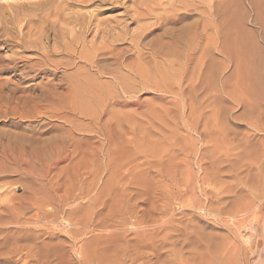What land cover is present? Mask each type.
Segmentation results:
<instances>
[{
	"label": "rangeland",
	"instance_id": "rangeland-1",
	"mask_svg": "<svg viewBox=\"0 0 264 264\" xmlns=\"http://www.w3.org/2000/svg\"><path fill=\"white\" fill-rule=\"evenodd\" d=\"M140 1L117 0L114 10L112 4L95 10L76 3V0H0V8L4 7L8 13L21 10L23 14L27 9L29 13L26 16L22 14L21 34L32 45L35 40H42L40 43L48 46L44 51L50 56L51 50L60 45L55 42V29L63 28L68 39L72 40L76 35H83L84 28L86 43L95 41L94 37L99 41L101 38L102 42V38L107 36L102 30H105L108 19L116 18L121 27L127 25L128 33L136 31L135 27L141 24L132 20V14L136 15L137 10L142 14L144 7ZM148 1H153L151 5L170 2ZM214 1L216 4L219 2ZM240 2L243 4L240 11L243 10L245 15L241 17L238 11L235 17L243 18V26L248 28L245 27V32L248 35L250 31L251 35H248L250 38L244 36L241 44L236 39L237 45L230 46L232 49L228 54L233 60L228 63L226 75L231 71L234 77L228 83L232 90L227 86L229 89L225 95L216 89L209 98L206 96L208 90L201 89L194 97L190 83L162 84L153 80L151 83L135 81L130 85L128 79V84H123L127 80L121 83L125 87L123 92V85L119 88L111 73L120 71L126 75L123 69L128 67V63L129 66L134 63L135 52L126 40L112 43L115 47L108 44V48L115 49L112 54L109 52L111 55L107 54L109 49L94 57L101 60L99 64L97 62L98 69L105 64L99 70L104 74L99 77L102 82L97 79L103 89L107 88L104 93L102 88L99 91L100 98H97L101 101L96 97L92 99L97 103L90 99L87 107L92 111L87 114L81 108L79 111L76 103L64 112L56 109L64 91L54 89V83L63 80L62 71H58L55 82V77H52L55 70L52 69L53 72L47 76L32 80L35 75L32 67L35 65L38 69L46 59L31 44L25 46L29 49L18 58L19 76H2L3 79L11 78V88L17 86L27 91L18 92L16 100L11 103L18 111L10 108L0 113L1 116L3 114V119H0V150L4 151L1 156L5 158L8 155L4 161L3 157L1 159L5 172L0 186L5 187L0 188V264H252L264 260V0L262 17L251 11L247 0ZM164 3L161 5L167 6ZM233 4L238 5L232 0V9L237 7ZM42 9L48 10L45 15L49 10L50 14L53 13L49 14L50 17L46 15L48 19L43 18L45 15L37 21L34 17L32 19V10ZM58 10L63 14H56ZM102 10L104 14L100 15L98 11ZM159 11L158 14L163 13ZM81 14L86 18L92 17L87 20L92 24L81 25L80 29L78 20ZM57 16L69 26L59 27ZM83 16L81 18H85ZM198 18L202 20L205 17L196 16L195 19ZM214 19L218 25L220 19L222 21L218 16ZM97 21L101 26L104 24L99 38L97 29H93ZM148 22L154 25L156 20L153 17ZM72 28L76 30H72L73 33L70 32ZM258 41L260 44L257 45ZM73 47L71 51L78 54L71 52V62L73 64L75 60L79 64L74 61L68 77L76 81L86 71L83 61H80L83 48L76 44ZM16 50L18 53L23 51L20 48ZM220 51L217 59L223 61L224 55ZM8 54L5 56H13ZM101 54L107 56L104 58L99 56ZM102 60H106L105 63ZM122 60L123 63L120 62ZM143 62L149 68L152 66L148 58ZM239 67L242 74H237ZM90 72L97 74V70ZM223 76L221 73L216 75V81L223 83ZM21 78L24 81L19 83ZM249 84L255 89L252 95L245 92V88H250ZM43 92L53 97L49 96L50 102L40 98ZM29 95L32 98H28ZM26 105L32 111L28 112L30 109L27 110ZM19 109L23 117L18 115ZM7 142L16 149L13 147L11 150ZM17 149L19 152L15 151Z\"/></svg>",
	"mask_w": 264,
	"mask_h": 264
},
{
	"label": "bare ground",
	"instance_id": "bare-ground-1",
	"mask_svg": "<svg viewBox=\"0 0 264 264\" xmlns=\"http://www.w3.org/2000/svg\"><path fill=\"white\" fill-rule=\"evenodd\" d=\"M48 1V0H47ZM128 1V0H127ZM152 1V0H151ZM155 1V0H154ZM162 1V0H161ZM231 1L232 0H219V2L216 4V2L214 0H173L167 4L166 2V5H161L163 4L161 2V4H156V7L154 8V4L151 5L152 2L148 3L149 1L148 0H141L139 3L141 6L144 7L143 9V12L142 14L140 13H137L135 10H133V12L135 11L136 12V15L134 16L132 14V20L136 23H140L141 25L140 26H137L135 27V29L137 28L136 31H133L130 30L131 32L128 33V31L126 30V26H124L126 23V21L124 22L125 24L122 26L124 27H121L120 25V22L119 20H117L116 18H114L113 20H109L107 22H105L106 24V27H105V30H102L104 31V34H106L107 36L109 35L110 39L107 38V36L105 38H102V42H101V38H100V41L99 39H95V41H90L89 46L88 44L86 43V39H84V34L86 32H84V28H83V35H80V36H77L74 38H72V40L70 41L68 39V36H67V31H63V28L61 26H65V20L62 18V19H59V17L57 19V21H59L60 23V26L62 28V30H56L55 29V35H54V38H55V42L56 43H59L60 45H58L59 47H55V49L53 48L52 51V55L48 56L47 54L49 53H45L44 49L47 47H44L41 45V41L38 42L37 40H35L34 42V45H32L31 41L27 40L26 36L22 35L21 34V26H20V23L22 21V12L21 10H17V8H15V10L17 11H13L12 13H8V10H4V7L0 8V113H4L3 111H6L7 109L10 110L13 109L12 111H18L17 107L15 106H11V103H13L15 100H16V94L20 91H27L25 89H21L17 86H15L14 88H11V78L7 79H3L2 76L3 74H11L12 78H17L19 75L17 74L20 70V66H19V59L21 57V54H24L25 50L27 49V47H25L26 45L28 44H31L32 48H37L39 50V52H41V56L43 58H45L46 60L43 61L44 63L38 67V69L35 68V65L32 67V72H35V75L32 77V80H36L38 79L39 77H41L42 75H46L48 73H52L53 71L52 70H55L54 72V76L52 77H55L54 79V82L57 81V77H58V71H62V75L60 74V76H62L63 80L60 82L58 81L57 84L54 83V89H62L64 91V94L61 95L60 97V100L59 99H56V101H60V106H58L56 109H60V110H64V109H68L70 106L73 108L75 103V107H79V111L82 109L84 111V114H87V112L90 113V111H92V109H89V107H87L89 105V102L90 101H96V99H99V91L101 90V84H99L98 80L101 81V79H99V77H101L102 75H104L100 70L101 67H103L102 65H105V64H102L100 66V68L98 69L96 66L97 65V62L98 61H101L100 59L99 60H96L94 57L97 56L99 53H103L107 50L110 49V47L108 48V46H114V45H111L112 43H115V42H124L126 40L129 41V44H131V49H132V52H135V59H134V63L133 65L129 66L130 63H128V67H125V69H123L124 71L127 72V74L123 75L120 73V71H113L111 73V77L113 76L114 78V82L115 84L117 83V85H119V88L120 86H122L123 84H128V80L130 81V85L131 83L133 84V82L135 81H141V82H150V81H158V82H161L162 84L163 83H166V84H169L168 82H171V83H175V85H180L183 83L186 82V83H190V87H191V91L193 92V96L194 97H197L198 95V92L203 89L204 91H207L208 90V93H207V97L210 98L212 92L216 89H220V93L221 95H225L227 94V89H229L227 86L228 83H230L229 79H231V77L233 76L229 71V73L231 74V76L229 75H226V72L229 68V65L228 63L229 62H232L228 52L229 50H231L232 48H230L231 45H237L236 44V39L240 40V44H241V40L244 38V36H246V38H250L248 35L251 33H249L250 31L247 30L248 32V35L247 33L245 32V27L243 26V18L240 19V18H236L235 16H238L237 13H239L238 11H240V7L243 5L242 2H240V0H235L238 5H235L233 4L234 6H237V7H233V9L231 8ZM244 1V0H243ZM249 2V6L251 7V11H253L255 14H257L259 17H262V14H263V7H262V3H263V0H247ZM32 2V0H31ZM34 2V1H33ZM46 2V1H45ZM75 2V1H74ZM135 2V0H134ZM157 2V0H156ZM247 2V3H248ZM30 3V1H29ZM53 3V2H52ZM68 3V2H67ZM76 3L78 4H81V5H85L86 7H94L95 10H100L101 7H103L105 4H112L114 5L115 7L112 8V10L116 9L117 6H116V3H117V0H76ZM164 3V4H165ZM51 4V3H50ZM55 4V3H54ZM63 4V3H62ZM61 4V5H62ZM65 4V3H64ZM63 4V5H64ZM120 4H121V1H120ZM119 4V5H120ZM124 3H122L123 5ZM136 4V3H135ZM58 5V4H57ZM60 5V4H59ZM69 5V4H68ZM73 5V3H72ZM139 5V4H138ZM29 6V5H28ZM33 6V5H32ZM31 6V7H32ZM77 6V5H76ZM79 6V5H78ZM84 6V7H85ZM125 6V5H124ZM137 6V5H136ZM38 7V6H37ZM36 7V8H37ZM44 7V6H43ZM46 7V6H45ZM58 7V6H57ZM141 7V8H143ZM19 8V6H18ZM22 8V7H21ZM59 8V7H58ZM57 8V9H58ZM61 8V6H60ZM59 8V9H60ZM93 8V9H94ZM248 8V7H247ZM25 9V8H24ZM29 9V8H28ZM38 9V8H37ZM46 9H49L48 7ZM46 9H42V11H34L32 10V13L33 15H35L34 13H36V17L31 15L32 16V19L34 17V19H37L40 18V17H43L45 15V13H47ZM67 9V8H66ZM91 9V8H90ZM88 9V10H90ZM233 10L234 12L230 11ZM30 10V9H29ZM44 10V11H43ZM54 10V9H53ZM61 10H64V8H62ZM94 10V11H95ZM108 10H111L110 8ZM162 11L163 13L161 14H158V11ZM24 11H26L25 16L27 15V13H29V11L27 12V9H25ZM39 11V12H38ZM52 11V10H51ZM59 11V10H58ZM141 11V10H140ZM159 11V12H160ZM11 12V10H10ZM97 12V11H96ZM132 12V11H131ZM157 12V13H156ZM241 12V17L242 15H245V14H242L243 10L240 11ZM246 12V11H245ZM247 12H248V9H247ZM53 13V11H52ZM51 13V14H52ZM62 13V11H59L58 13L56 14H60ZM65 13V12H64ZM95 13V12H94ZM93 13V14H94ZM98 13L101 15V14H104L103 10L100 12L98 11ZM244 13V12H243ZM23 14V15H24ZM50 10L48 12V15L47 17L49 16L50 17ZM63 14V13H62ZM79 14V13H78ZM77 14V15H78ZM91 15V16H94V15ZM45 15V17L43 18H47ZM71 15V14H70ZM82 15V14H81ZM89 15V14H87ZM86 15V16H87ZM205 17H203V16ZM239 15V17H240ZM249 15V14H248ZM30 16V17H31ZM62 16V15H61ZM64 16V15H63ZM62 16V17H63ZM80 16V15H79ZM83 16V15H82ZM81 16V17H82ZM90 16V15H89ZM87 16V17H89ZM98 16V14L96 15ZM196 16H201L202 18L204 19H195ZM220 17L222 18V21L220 19L219 21V25L218 23L215 21L214 17ZM54 16H52L53 18ZM78 20V22L80 24V29H81V25H86L87 23L90 25L92 24V21H88V19H91L92 17L90 18H81ZM154 17V20H156V23L154 25L150 24V22H148V20L150 18H153ZM235 17V18H234ZM250 17V16H249ZM68 18V17H67ZM94 18V17H93ZM42 19V18H41ZM48 19V18H47ZM119 19V18H118ZM237 19V21L235 20ZM248 19V18H247ZM260 19V18H258ZM264 19V18H263ZM31 19L29 18V21ZM45 20V19H43ZM42 20V21H43ZM50 20V18H49ZM53 19H51L50 21H52ZM56 20V19H54ZM73 20V19H72ZM71 20V21H72ZM94 20V19H93ZM95 20H97L95 18ZM201 20V22H200ZM253 20V19H252ZM256 20H257V17H256ZM262 20V19H260ZM40 21V20H39ZM38 21V22H39ZM48 21V20H47ZM102 21H105V20H102ZM132 21V22H133ZM218 21V20H217ZM248 21V20H247ZM254 21V20H253ZM259 21V20H258ZM263 21V20H262ZM32 23V21H30ZM44 22V21H43ZM46 22V21H45ZM96 22V21H95ZM94 22V23H95ZM100 22V21H99ZM122 22V21H121ZM249 22V21H248ZM31 23L29 26H31ZM36 23V22H35ZM34 23V25H35ZM51 23V22H50ZM49 23V24H50ZM57 22H55L56 24ZM74 24L76 22H73ZM78 23V24H79ZM93 23V24H94ZM128 23V22H127ZM152 23V22H151ZM246 22H244V25H245ZM262 23V22H261ZM260 23V24H261ZM33 24V23H32ZM87 24V25H88ZM103 24V23H102ZM27 25V24H26ZM38 25V24H37ZM46 25V24H45ZM52 25V24H51ZM59 25V24H58ZM68 24H66V27ZM73 25V24H71ZM94 28L93 29H97L96 30V33H97V38H99L98 36H100L101 34V27L104 26H101V22L98 23L97 21V24H94ZM255 25V24H253ZM258 25V24H257ZM264 25V23H263ZM263 25L261 24V26L263 27ZM40 26V25H39ZM50 26V25H49ZM55 26V25H54ZM54 26H51L52 28ZM57 26V24H56ZM55 26V27H56ZM74 26V25H73ZM131 26V24H130ZM35 27V26H34ZM46 27V26H45ZM78 26H76V29H77ZM90 27V26H89ZM92 27V26H91ZM90 27V28H91ZM260 27V26H259ZM23 28H24V25H23ZM27 28V27H26ZM33 28V26H32ZM36 28V27H35ZM35 28L33 29V31L35 30ZM49 28V27H47ZM45 28V29H47ZM57 28V27H56ZM86 28V26H85ZM121 28V29H120ZM247 28V27H246ZM70 29V28H68ZM79 29V28H78ZM79 29V30H80ZM104 29V27H103ZM128 29V28H127ZM248 29V28H247ZM262 29V28H261ZM49 30V29H48ZM54 30V28H53ZM67 30V28H66ZM72 30H75V29H71L70 32ZM263 30V29H262ZM23 31V30H22ZM29 31V30H28ZM51 31V30H50ZM76 31V30H75ZM90 31V30H89ZM264 31V30H263ZM45 32V31H44ZM69 32V30H68ZM74 31H72L73 33ZM81 32V31H80ZM80 32H77V33H80ZM93 32V30L91 31V33ZM253 32V31H252ZM131 33V35H129ZM254 33V32H253ZM256 33V32H255ZM263 33V32H262ZM31 34V33H30ZM43 34H48V33H42ZM69 34V33H68ZM94 34V32L92 33ZM39 35V34H38ZM37 36H34V38H37ZM70 35V34H69ZM79 35V34H78ZM72 36V35H71ZM89 36V35H88ZM87 36V37H88ZM31 37V35H30ZM41 37V36H40ZM39 37V38H40ZM43 37V36H42ZM45 37V35H44ZM42 38V39H45V38ZM86 37V35H85ZM104 37V35H103ZM253 38V37H252ZM263 38V37H262ZM30 39V38H29ZM33 39V37H32ZM31 39V40H32ZM88 39V38H87ZM50 40V39H49ZM252 41V39H249ZM37 41V43H36ZM89 41V40H88ZM127 41V42H128ZM247 41V40H246ZM45 41H43L44 43ZM126 42V43H127ZM42 43V44H43ZM243 43V42H242ZM253 43V42H252ZM45 44V43H44ZM54 44V43H53ZM80 45L82 48H83V52L81 53V57H80V61H83V64L85 66L84 70L86 71V73H84L82 70L81 72L84 73V75H80L78 74V77L80 78H77L76 81L74 80H70V78L72 77H68V72L71 70L74 64V61H73V64L71 62V54L73 53L71 50H72V47L74 45ZM121 44V43H120ZM250 44V42H249ZM256 44H260L259 41L256 42ZM49 45V44H48ZM91 45V46H90ZM248 45V44H246ZM252 45V44H251ZM242 46V45H241ZM241 46H238V47H241ZM243 46L244 43H243ZM260 46V45H259ZM29 47V46H28ZM54 47V46H53ZM115 47V46H114ZM129 47V45H128ZM247 47V46H245ZM15 48H20L22 51V53H18V49L16 51ZM77 48H79L78 46L75 47V49L77 50ZM108 48V49H107ZM230 48V49H229ZM236 48V47H235ZM234 48V49H235ZM255 48V47H254ZM29 49V48H28ZM27 49V50H28ZM74 49V47H73ZM74 49V50H75ZM237 49V48H236ZM242 49V48H241ZM246 49V48H245ZM257 49V48H256ZM41 50V51H40ZM75 50V51H76ZM81 50V48H80ZM113 50L115 51V49L112 48V50L110 49L108 51L107 54H112L113 53ZM116 50H117V47H116ZM219 50H221L220 52H223L222 57H224V59H222L223 61H218L217 59V52H218V55L221 54L219 53ZM238 50V49H237ZM247 50V49H246ZM246 50L244 51L246 53ZM79 51V50H78ZM85 51V52H84ZM256 51V50H255ZM72 52V53H71ZM110 52V53H109ZM117 52V51H116ZM241 52V51H240ZM8 53H12L13 56L11 55V57H6L5 54L9 55ZM131 53V52H130ZM230 53V52H229ZM236 53V52H235ZM254 53V52H253ZM252 53V54H253ZM261 53V52H260ZM26 54V53H25ZM51 54V52H50ZM75 54V53H73ZM76 54H78L76 52ZM75 54V55H76ZM80 54V53H79ZM97 54V55H96ZM104 54V53H103ZM107 54L105 56H107ZM110 54V55H111ZM247 54H248V51H247ZM257 54V52H256ZM255 54V55H256ZM262 54V53H261ZM264 54V53H263ZM115 55V54H114ZM113 55V56H114ZM233 55V53H232ZM237 55V54H236ZM246 55V54H245ZM78 56V55H77ZM76 56V57H77ZM99 56H104V55H99ZM104 56V58H105ZM109 56V55H108ZM116 56V55H115ZM114 56V57H115ZM249 56V55H247ZM246 56V57H247ZM253 56V55H252ZM257 56V55H256ZM25 57V56H24ZM98 57V56H97ZM96 57V58H97ZM120 57V56H119ZM132 57V58H134ZM221 57V56H220ZM239 57V56H238ZM262 57V56H261ZM40 58V57H39ZM100 58V57H99ZM107 58V57H106ZM112 58V56H111ZM118 57H116L117 59ZM122 58V56H121ZM130 58V59H132ZM149 59V62L152 64V66L149 68L147 66H145L143 63V61L145 59ZM219 58V57H218ZM251 59L253 57H250ZM249 58V59H250ZM256 58V57H255ZM30 59V58H29ZM42 59V58H41ZM76 59V58H75ZM115 59V61H116ZM220 59V58H219ZM248 59V60H249ZM264 59V58H263ZM21 60L23 61L24 58L22 56ZM20 60V61H21ZM108 60V59H107ZM114 60V59H113ZM119 61V59H117ZM124 60H125V57H124ZM129 60V57L127 59V61ZM133 60V59H132ZM242 60V59H241ZM255 60V59H254ZM26 61V59H25ZM79 61V60H78ZM103 61V60H102ZM106 61V60H105ZM105 61H103L105 63ZM251 61V60H250ZM249 61V62H250ZM256 61V60H255ZM31 62V61H30ZM77 62V61H75ZM123 63V60L120 61ZM130 62V61H129ZM247 62V61H246ZM261 62V61H260ZM263 62V61H262ZM261 62V64H262ZM32 63V62H31ZM39 63V62H38ZM78 63V62H77ZM102 63V62H101ZM119 63V62H118ZM126 63V62H125ZM251 63V62H250ZM249 63V65H250ZM256 62H254V65H255ZM259 64V62H257ZM22 64V63H21ZM28 64V63H27ZM79 64V63H78ZM99 64V62H98ZM121 64V63H120ZM119 64V65H120ZM146 64V63H145ZM231 64V63H230ZM261 64H260V68H261ZM107 65V64H106ZM110 65V64H109ZM124 65V64H122ZM243 65V64H241ZM108 66V65H107ZM105 66V67H107ZM115 66L116 63H115ZM240 66V65H239ZM257 66V65H255ZM76 67V66H75ZM80 67H81V64H80ZM104 67V69H105ZM122 67V66H120ZM243 67V66H241ZM250 67V66H249ZM82 68V67H81ZM89 68V69H88ZM111 68V67H110ZM119 68V67H118ZM243 68H246V67H243ZM242 68V69H243ZM251 68H254L255 67H251ZM251 68H250V71H251ZM24 69V68H22ZM21 69V70H22ZM27 69V68H25ZM75 69V68H74ZM73 69V70H74ZM80 69V68H79ZM78 68L76 70H78L80 72ZM97 70V74H94L93 72V75L90 74L91 70ZM103 69V70H104ZM109 69V68H108ZM113 69V68H112ZM231 69V68H230ZM257 69V68H256ZM72 70V71H73ZM90 70V71H89ZM122 70V71H123ZM238 70L241 71V68H237V74H242L240 73ZM244 70V69H243ZM247 70V69H246ZM261 71V70H260ZM259 71V72H260ZM23 72V70H22ZM96 72V71H95ZM249 72V70H248ZM263 72V70H262ZM89 73V74H88ZM123 73V72H122ZM219 73H221V75L224 77L223 78V83L220 81V83H218L216 81V75H218ZM252 73V72H251ZM70 74V73H69ZM106 74H109L106 72ZM247 74V72H246ZM245 74V75H246ZM255 74L258 75V73L255 72ZM255 74L254 77H255ZM22 75L24 76V74H21V77ZM77 76V73L75 74ZM75 75L73 76V79H75ZM72 76V74H71ZM106 76V75H105ZM110 76V75H109ZM244 76V75H241V77ZM252 76V74H251ZM104 77V76H103ZM110 77V78H111ZM234 77V76H233ZM240 77V76H239ZM253 77V78H254ZM25 78V77H24ZM222 77L220 76V79ZM243 78V77H242ZM247 78V77H246ZM59 79V78H58ZM98 79V80H97ZM128 79V80H127ZM159 79V80H158ZM237 79V78H236ZM259 79V78H258ZM26 80V79H25ZM107 80V79H106ZM127 80V83H123L124 81ZM222 80V79H221ZM247 80V79H246ZM254 80V79H253ZM24 79H20L19 83L23 82ZM71 81V82H70ZM74 81V82H73ZM96 81V82H95ZM255 81V80H254ZM259 81V80H258ZM263 81V80H260V82ZM75 83V85L73 83ZM102 82V81H101ZM243 82V81H242ZM91 83V85H89ZM107 83V82H106ZM106 83H102L104 85H106ZM110 83V82H109ZM123 83V84H121ZM151 83V82H150ZM251 83V81H250ZM258 83V82H257ZM71 84V85H70ZM113 84V83H112ZM114 84V85H115ZM219 84H220V88H219ZM260 84V83H259ZM262 84V83H261ZM74 85V86H73ZM103 85V86H104ZM161 85V84H160ZM165 85V84H164ZM248 85V84H247ZM250 85V84H249ZM126 86V85H125ZM136 86V85H134ZM243 86V85H242ZM252 85H250V88H245V92L248 93V95H252L255 91V89L253 87H251ZM257 86V85H256ZM13 87V86H12ZM123 87V92H124V85L122 86ZM157 87V86H156ZM164 87V86H163ZM170 87H173V86H170ZM176 87V86H175ZM230 87V86H229ZM245 87V86H244ZM263 87V86H262ZM130 88V87H129ZM161 88V87H160ZM183 88V87H182ZM242 88V87H241ZM105 89L106 86H105ZM102 88V92L105 90ZM128 89V87H127ZM135 88L133 87V90ZM207 89V90H206ZM230 89L232 90V88L230 87ZM244 89V88H243ZM61 90V91H62ZM72 90H73V98L75 99L74 100V103L72 102ZM166 90V89H165ZM170 90V89H169ZM187 90V89H186ZM260 90V88H259ZM62 91V92H63ZM100 91V92H101ZM112 91V90H111ZM164 91V90H163ZM178 91V90H177ZM183 91V90H182ZM190 91V90H189ZM104 93V92H103ZM103 93H102V96H103ZM107 94V92H105ZM121 93V92H119ZM131 93V92H129ZM135 93V92H134ZM187 93V92H186ZM233 93V92H232ZM230 93V94H232ZM245 93V94H246ZM126 94V93H125ZM132 94V93H131ZM179 94V93H178ZM181 94V93H180ZM188 94V93H187ZM186 94V95H187ZM202 94V93H201ZM206 94V93H205ZM214 94V92H213ZM16 95V96H15ZM47 95V96H46ZM109 95V94H108ZM129 95V94H128ZM171 95V93H170ZM50 97H52L51 95H49ZM48 96V93L46 94V92H43L41 97L40 98H46V100L48 102H50L51 100L50 97ZM105 96V95H104ZM131 96V95H130ZM179 96V95H178ZM189 96V95H187ZM200 96V94H199ZM214 96V95H213ZM256 96V95H255ZM263 96V95H262ZM96 99H92V98H95ZM99 97V98H97ZM107 97V95L105 96ZM224 97V96H223ZM228 97V96H227ZM231 97V95H230ZM264 97V96H263ZM21 98L23 99L24 97L21 96ZM27 98V97H26ZM25 98V99H26ZM28 98H32L31 95L28 96ZM53 98V97H52ZM59 98V97H58ZM183 98V97H182ZM226 98V97H225ZM229 98V97H228ZM24 99V101H25ZM92 99V100H90ZM191 99V98H190ZM18 100V99H17ZM31 100V99H29ZM90 100V101H89ZM100 100V99H99ZM223 100V99H222ZM101 101V100H100ZM215 101V100H214ZM225 101V100H224ZM223 101V102H224ZM20 103V102H19ZM92 103V102H91ZM97 103V101H96ZM98 103H100L98 101ZM204 103V102H203ZM217 103V102H216ZM215 103V104H216ZM221 103V102H220ZM17 104V102H16ZM15 104V105H16ZM95 104V103H94ZM219 104V103H218ZM20 105V104H19ZM24 106V104H21V106ZM58 105V103H57ZM17 106V105H16ZM22 106V107H23ZM27 107V105L25 106V108ZM34 107V106H33ZM37 107V106H36ZM70 107V108H71ZM208 107V106H206ZM29 106L26 108L28 110ZM81 108V109H80ZM200 108V107H199ZM209 108V107H208ZM21 109V108H20ZM19 109V111H20ZM23 109V108H22ZM30 109V108H29ZM34 110V108H33ZM11 111V112H12ZM32 111V108L28 111L30 112ZM36 111V110H35ZM8 112V111H7ZM7 112L4 114L6 115ZM21 112V113H20ZM18 112V115L19 114H22V111ZM65 112V110H64ZM83 113V112H82ZM88 113V114H89ZM196 113V112H195ZM15 114V113H13ZM9 115V113H8ZM227 115V114H225ZM3 116V114H2ZM1 114H0V119L2 118ZM14 116V115H13ZM21 116V115H19ZM24 115L22 114V117ZM6 117V116H5ZM20 118V117H19ZM3 119V118H2ZM164 133V132H163ZM4 134V133H3ZM2 134V135H3ZM1 135V133H0ZM3 137V136H2ZM1 141H2V138H0ZM5 139V137H4ZM3 139V141H4ZM6 142V140L4 141ZM8 143V142H7ZM5 143V144H7ZM17 143V142H15ZM20 143V142H19ZM5 144H3V147L5 146ZM1 145V144H0ZM11 150L13 149L14 145H9V143L7 144ZM6 145V146H7ZM20 146V144H18ZM7 146V147H8ZM9 149V152H11V150ZM20 148V147H18ZM5 150V147L3 148ZM14 149H16L14 147ZM7 150V149H6ZM15 151H18L15 150ZM2 152L4 151H1L0 150V156L3 154ZM14 152V150H13ZM19 152V151H18ZM6 153V152H5ZM12 153V152H11ZM10 153V154H11ZM13 154V153H12ZM11 154V155H12ZM14 154H17V153H14ZM18 155V154H17ZM6 157L8 156L7 154L5 155ZM15 155H13V158H14ZM2 157L4 158V156H1L0 157V179H2L1 177H3V174H4V166L2 165L3 162L1 161ZM5 157V158H6ZM10 157V155H9ZM18 157V156H17ZM2 159L3 161L5 160ZM12 158V157H11ZM10 158V159H11ZM8 159V158H7ZM6 159V160H7ZM9 159V160H10ZM16 162L18 163V158H16ZM12 160V159H11ZM15 162V163H16ZM8 163V162H7ZM5 164V163H4ZM7 173V172H6ZM6 176V175H5ZM1 185V183H0ZM3 185V184H2ZM1 185V186H2ZM0 188H4V187H1ZM1 190V189H0ZM1 193V192H0ZM5 193V192H3ZM264 198V197H263ZM264 201V200H263ZM20 239V237H19ZM252 264H264V260H261V261H256Z\"/></svg>",
	"mask_w": 264,
	"mask_h": 264
}]
</instances>
